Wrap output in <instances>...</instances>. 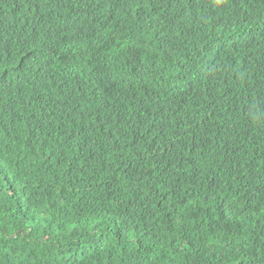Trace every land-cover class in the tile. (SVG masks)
Instances as JSON below:
<instances>
[{
  "label": "trees",
  "instance_id": "obj_1",
  "mask_svg": "<svg viewBox=\"0 0 264 264\" xmlns=\"http://www.w3.org/2000/svg\"><path fill=\"white\" fill-rule=\"evenodd\" d=\"M227 11L244 33L264 0H0V264H264V34L223 44ZM101 54L131 77L96 95ZM78 61L82 115L120 109L95 130L56 107Z\"/></svg>",
  "mask_w": 264,
  "mask_h": 264
},
{
  "label": "clouds",
  "instance_id": "obj_2",
  "mask_svg": "<svg viewBox=\"0 0 264 264\" xmlns=\"http://www.w3.org/2000/svg\"><path fill=\"white\" fill-rule=\"evenodd\" d=\"M237 32L241 34V37L234 38L230 36V35H236ZM243 32L244 33H242L241 30L233 24L232 15L229 11H227L223 24L220 27V41L225 45H229V44H233L237 40H242L246 38L247 39L255 38L260 33L264 34V27H262L259 23L255 29L253 30L244 29ZM172 40H173V35L171 34L168 40L169 43L172 42ZM153 52L156 56L157 64L159 66V53L161 52L157 51L155 48H153ZM86 60L91 61L92 66L95 65H100L103 67L111 66L115 68L119 73L118 76H110L107 74L96 73V71L92 70V76L90 78V81L95 87L96 95H105L111 92V90L115 87L116 84L126 82L129 80V77H131L127 73L126 69H124L118 63L108 58L104 54ZM79 62L80 61L58 69L60 73V79L56 82L54 89V93L57 96L56 107L58 108L64 120H74L75 118H78L79 124L83 128L85 129L92 128L93 130H95L102 125V122L105 119L114 117L120 111V109L114 106L113 104H111L113 105V107L108 108L107 107L108 104H107L99 111L98 115H95L94 118L84 117L82 115V108L78 104L77 97L82 90L84 71L79 70L78 68ZM49 69L52 71V76L49 77L44 84V95L42 98V106L45 99L49 96L48 83L53 81V76L56 70L53 68H49ZM191 89L198 91L201 100L204 98H209L219 106L223 107L220 102L219 94L217 90L214 88V86L210 84H202L200 86H191ZM162 151L164 155H176V156H186L189 153H191V150H189L184 145H179L175 148L169 150H162ZM204 180L206 181V183L199 181L200 184L196 188L197 196L194 197L196 203V210L204 211V214L198 215L199 221L203 220L205 222L204 226H213L215 223L219 221V218L215 219L214 217L216 216L220 217L221 211L217 208L214 209L212 206H209L210 195H205L203 192L204 188L202 185L203 184L211 185L214 181L208 179H204ZM164 191L169 192V190H164ZM174 195H175L174 193L171 196L163 195L162 199L164 205L167 206L168 204H170L172 196ZM188 201L189 200L183 199V203H187Z\"/></svg>",
  "mask_w": 264,
  "mask_h": 264
},
{
  "label": "rangeland",
  "instance_id": "obj_3",
  "mask_svg": "<svg viewBox=\"0 0 264 264\" xmlns=\"http://www.w3.org/2000/svg\"><path fill=\"white\" fill-rule=\"evenodd\" d=\"M260 25L262 26V27H264V18H263V20L260 22ZM236 40V39H235Z\"/></svg>",
  "mask_w": 264,
  "mask_h": 264
}]
</instances>
